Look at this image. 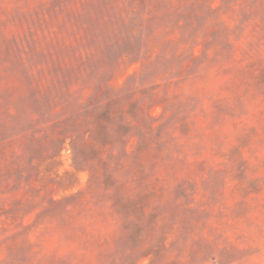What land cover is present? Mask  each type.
<instances>
[{"label": "rangeland", "instance_id": "1", "mask_svg": "<svg viewBox=\"0 0 264 264\" xmlns=\"http://www.w3.org/2000/svg\"><path fill=\"white\" fill-rule=\"evenodd\" d=\"M0 264H264V0H0Z\"/></svg>", "mask_w": 264, "mask_h": 264}]
</instances>
